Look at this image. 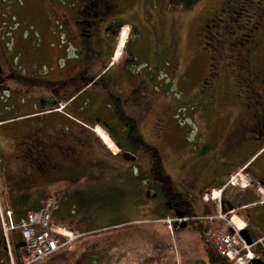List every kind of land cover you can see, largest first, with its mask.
<instances>
[{
	"label": "rangeland",
	"instance_id": "obj_1",
	"mask_svg": "<svg viewBox=\"0 0 264 264\" xmlns=\"http://www.w3.org/2000/svg\"><path fill=\"white\" fill-rule=\"evenodd\" d=\"M32 1L0 0V14L10 13L14 18L11 22H17L1 29L6 37L4 40L8 38L10 31L22 34L24 29L23 36L26 38L22 44L10 41L2 49L4 55L0 56V65L4 73L0 75V97L4 98L0 101V111L3 110L0 112V118L32 113L36 106L39 109V99L61 101L73 92L64 91L62 86L60 91L29 87L11 76L12 71L9 69L21 77L52 81V76L47 77L45 73L48 68L55 65V60L52 57L46 58V52L53 38L50 33L57 35V28L51 26L49 31L44 29L42 32L36 26L30 27L29 24L48 22L50 25L57 17H49L50 15L45 14L42 3H36L37 0ZM216 2L217 0H200L190 10H181L180 6L170 5L167 0H116L115 14L111 15L112 18H118L132 28L129 35L132 53L137 55L141 62L147 64L146 68H157L162 73L159 76V86L151 91V101L142 109L140 116L142 127L139 134L145 143L157 149L166 174L170 178L169 187L172 192L191 195L195 205L194 215L204 214L207 209H211L212 212L219 211L220 207H215L217 203L201 200V194L207 189L204 186L211 184L217 174L239 164L247 157L250 147L241 149L243 147L241 145L253 144L255 137L259 142L264 139V127L257 126L252 121L246 123L244 117L248 119L249 114L247 115V109L242 104L240 95L238 94L232 101L228 95L229 78L226 75L227 69L224 68L223 59L229 54L234 56L236 46L224 42L217 46L215 52L220 62L218 67L213 68L217 75L214 74L211 90L203 87L201 81L198 82L205 69L202 55L197 64L191 63V54L198 46L199 20L206 15V12L209 13L210 6ZM32 10L40 11L41 14L32 16ZM125 28L128 29L126 26ZM125 34L126 30L123 28L120 40L124 39ZM121 44L120 42L118 52ZM261 49L264 51V45ZM120 54H123V50ZM121 55H117L116 59ZM81 103L82 98H79L75 104L80 106ZM7 105L8 108L5 109ZM183 107L187 109L184 117L189 116L191 123L180 127L174 116L177 111H179L178 116H182ZM66 113L82 118L67 107L64 112H52L49 116L53 119H49L48 124L46 123L48 117L34 114L27 116L30 119L20 117L8 120L7 125L0 126V133L1 130L14 131L0 139V209L2 211L5 208L11 209L19 199L32 202L41 192L60 191L65 195V199L59 205L60 208L58 207L60 215L75 217L77 214L72 213H78L83 203L71 200L74 195L93 206L100 198L109 197L112 191H117L115 187H119L121 191L128 189L129 185L132 188L129 179L124 178L123 182L122 172H126L124 165L127 161L114 157L106 164L104 161L98 162L95 157L94 150L99 151V145L116 153L119 147L112 143L105 133L101 132V137H98L87 128L84 130L90 133L94 142L91 147L89 146L91 150L86 151L78 161L58 159L46 167L49 170L46 176L41 175L37 168L31 165V161L22 154L24 147L19 143L21 136L29 133L31 127H37L43 138L59 133L61 129L70 131V136L81 135L76 126L72 125V121L65 117ZM99 114L105 117L103 108L99 109ZM94 119L84 116L81 120L87 126L93 127L96 121ZM235 121L238 123L241 121L242 125L239 124L234 129ZM184 122L187 123L188 120ZM73 123L75 125V122ZM114 127L117 136L122 141L127 140L126 136L117 130V125ZM239 147V153L232 152L234 148L239 151ZM136 154L139 155V160L133 162L130 159L129 169L136 163L144 161V169L141 172L148 171L150 165L145 153L139 151ZM255 165L258 166L257 170L260 171L259 167H262L264 171V156L252 167ZM62 174H68L73 181L61 182ZM239 191L240 189L236 187H229L223 193L221 203L226 205V197L231 198L233 195L231 202L236 205L250 200ZM154 194L149 190L145 199L130 207L126 206L127 198H120L122 212L117 218L136 219L130 222L132 226L141 222L139 219H144V223L150 222L151 225L116 230L108 238L109 241L116 242L109 253H104L97 244L95 245V238H88L84 243H76L72 249L59 252L58 255H53L41 264H202L204 261L202 243L195 230L191 226H186L182 229L177 228L175 234H170L164 223L156 219L158 213L165 210L159 202H152L150 198ZM93 200L96 203L92 202ZM251 211L254 219L258 220L259 211ZM233 212L226 218L229 219L231 214H236L238 217H233V221L241 227V218H245L246 214H242L241 209ZM98 219L97 223L106 222L110 217ZM257 223L259 227H263V223L259 221ZM10 237H13L12 232ZM91 244L94 246L93 257L87 255L85 251L86 245L91 246Z\"/></svg>",
	"mask_w": 264,
	"mask_h": 264
},
{
	"label": "flooded vegetation",
	"instance_id": "obj_2",
	"mask_svg": "<svg viewBox=\"0 0 264 264\" xmlns=\"http://www.w3.org/2000/svg\"><path fill=\"white\" fill-rule=\"evenodd\" d=\"M37 2L42 3L46 15L57 17L60 33L63 35L59 43V48L63 51L62 58L57 64V69H49V74L52 77L58 76L56 81H60L59 84L64 91H74L73 98L63 105L64 110L68 105L77 115L92 118L91 111L97 104L95 101L97 97L100 108L104 109L105 117L109 116L119 122L120 115L127 114L125 110L149 104L151 91L157 83V71L153 68L147 69L146 63L141 62L137 55L135 58L132 57L128 46L125 47L124 56L115 59L117 39L124 25L120 19L111 17L115 14L116 0H37ZM33 12L41 14L40 11ZM199 22L198 46L191 54V63L197 64L202 55L205 64L203 76L200 78L202 86L209 90L213 88L212 79L215 74L213 68L218 67L220 62L215 52L217 46L222 42L236 46L235 55L229 54L223 59L224 68L227 69L225 73L229 78L228 95L231 101L235 100L238 94L241 96L247 115L249 114L248 119L244 117L246 123L252 121L255 125L264 127V51L261 49L264 45V0H217L210 6L209 13L206 12ZM2 73L4 71L0 69V75ZM95 85L101 90L98 94L95 93ZM61 86H55L52 90L60 91ZM79 98L85 99L80 106L75 104ZM53 102L56 103L55 100L49 99L39 101L47 106H51ZM102 119H104L102 122L108 123L106 118ZM239 124L242 125V122L235 121L234 129ZM75 126L81 135L70 136V131L61 129L59 133L49 135L48 138H43L37 127H31L30 132L22 135L19 141L24 147L22 154L44 176L49 172L46 167L58 159L78 161L86 151L91 150L89 146L91 147L94 141L90 133H86L79 124L76 123ZM1 131L0 139L7 133L14 132ZM255 138L254 143L258 148L255 153L258 157L249 164L248 171L259 178L264 189L262 167H259L260 171L257 170V165L252 167L264 156V139L259 142L257 137ZM249 145L253 147L254 144ZM249 145H241L243 146L241 149ZM94 151L98 162L104 161L107 164L114 157L122 158V161H127V164H123L125 169L129 168L130 159L133 162L139 159L136 152L119 150L117 154H113L102 145H99V151ZM60 181L73 180L68 174H62ZM152 198H155V194ZM257 198L261 199L259 195L255 196V199ZM262 209L264 211V204ZM262 216L264 212L260 213L259 218ZM14 249L15 246L12 245L13 252ZM0 264H8L1 232Z\"/></svg>",
	"mask_w": 264,
	"mask_h": 264
},
{
	"label": "trees",
	"instance_id": "obj_3",
	"mask_svg": "<svg viewBox=\"0 0 264 264\" xmlns=\"http://www.w3.org/2000/svg\"><path fill=\"white\" fill-rule=\"evenodd\" d=\"M196 1L197 0H169V3L173 5L184 4L185 8H190ZM3 53L4 52L0 47L1 57H3ZM12 76L16 81L27 85L52 87L55 84L45 80H29L25 77H21L15 71H12ZM2 120L4 119H0V121ZM120 121L124 125L122 135H125L127 140L120 141L116 134V130L113 127L112 129L109 127V133L112 135L116 145L121 150H128L129 148L132 149V151L139 149L142 150L146 154L147 161L150 165L149 172L144 173L139 170L136 174H134L131 169L129 171L128 179L131 181L132 188L131 185H129L128 189H123L121 191L119 187H115L114 189L118 192L112 191L109 197H102L97 201V203L93 200L92 202L96 203L93 206L84 203L78 196L74 195L73 198L75 201L83 203V206H81L75 217L69 215L68 218L60 215L61 212L59 211V205H61L60 200L62 199V193L59 191L46 193L32 205H27L23 200L22 202H19L18 206L15 205L11 207L15 213V222H17L19 218L24 216L28 211H35L39 209L47 199L53 198V221L62 225H66L72 230L80 233L81 236L77 239V244L84 243V241L88 238H95V245L97 244L98 247L104 251V253H109L115 247L116 242L114 240L109 241L108 238L114 234L116 230L131 229L134 228V226L144 225H147L145 227H150L151 225L150 222L144 223V219H139L141 222L135 223L134 226H132V223L130 222H133L136 219L126 217L117 218V216L122 212L120 208L122 205L119 203L121 197L127 198L126 206L130 207L132 204L141 201L143 197L146 196L145 194L148 190H152L155 193L159 203L163 205L165 210L160 212L156 219H162L167 216L176 215L191 217L195 210L192 198L186 193H179L176 191L175 193L172 192L169 187L171 181L164 171L159 153L157 149L142 140L139 134L140 129L137 120L130 115L123 114L120 115ZM105 216L110 217V219H108L106 222L97 223V221L100 220L98 219L99 217ZM187 224L188 226H191L193 230H195L200 242L202 243V251L204 255V261L202 264H232L230 260L219 253L215 243L208 239L207 232L211 227L208 221L189 220L187 221ZM176 231L177 230H175V232ZM19 240H21V236L18 234L16 236V243ZM85 248H87V250H85L87 255L92 257L95 255L93 244H91V246L86 245ZM185 258L186 257L184 256V262H186Z\"/></svg>",
	"mask_w": 264,
	"mask_h": 264
},
{
	"label": "built area",
	"instance_id": "obj_4",
	"mask_svg": "<svg viewBox=\"0 0 264 264\" xmlns=\"http://www.w3.org/2000/svg\"><path fill=\"white\" fill-rule=\"evenodd\" d=\"M231 183L240 186L248 185L247 179L239 173L231 177ZM7 216L10 217V212H7ZM49 219V212L44 209L29 213L26 219L21 220L19 228L22 231L25 246L22 248V259L17 264H34L58 249L69 247L70 243L77 237L68 229L50 225ZM1 220L6 231L7 227L2 215ZM10 227H13L11 223ZM218 239L221 242V253L228 255L230 258L237 256V246L240 244L241 239L236 232L232 235L218 234ZM241 242L243 241L241 240ZM243 246L248 248L245 244ZM237 262V264H244L245 260L239 257ZM11 264L16 263L11 261Z\"/></svg>",
	"mask_w": 264,
	"mask_h": 264
},
{
	"label": "crops",
	"instance_id": "obj_5",
	"mask_svg": "<svg viewBox=\"0 0 264 264\" xmlns=\"http://www.w3.org/2000/svg\"><path fill=\"white\" fill-rule=\"evenodd\" d=\"M34 13H37V12H33L32 15ZM39 25L41 27L40 29H41L42 32H43L44 29H46L47 31H49V29H48V27H47L46 24L42 23V24H38V26ZM14 37H15L16 42H18L19 44H22V41L24 39L22 38V36H21L20 33H15V36ZM135 112H137V110L136 109H132V114L133 115H134ZM239 166H241V163L237 164V167H239ZM234 168H235L234 166H230L227 169H225V171L217 174L216 177L214 178V180L212 181V183L211 184H208L207 186H205V188H209V187H213V186L219 185L222 181L225 180V178L227 177V175L229 173H231V171L234 170ZM239 192H242L243 193V196H245L247 199H250V200L241 202V203H239L237 205L235 204V207L236 208L237 207L238 208H242V210H241V212H243L242 214H244V213L246 214V217L243 218V219L247 222L248 228H250V231L254 232L259 227V225H258L257 222L260 219L255 220L254 218H251V216H250L251 214H249L247 212V208L246 207L249 206V205H251L252 203H254L257 199L255 200V198H252V192H254V191L240 190ZM226 198H227V201H226L227 203L226 204L228 205V203L231 202V200L234 198V195L231 198H229V197H226ZM261 234H264V233L263 232H259V233L255 232L254 235H261Z\"/></svg>",
	"mask_w": 264,
	"mask_h": 264
},
{
	"label": "water",
	"instance_id": "obj_6",
	"mask_svg": "<svg viewBox=\"0 0 264 264\" xmlns=\"http://www.w3.org/2000/svg\"><path fill=\"white\" fill-rule=\"evenodd\" d=\"M185 226V223H182L181 224V227H184ZM241 235L246 239V241L248 243H250V239L248 238V233H247V230H242L241 232ZM20 245H23V243H20ZM249 264H264L263 262H261L260 260H257V259H252Z\"/></svg>",
	"mask_w": 264,
	"mask_h": 264
},
{
	"label": "bare ground",
	"instance_id": "obj_7",
	"mask_svg": "<svg viewBox=\"0 0 264 264\" xmlns=\"http://www.w3.org/2000/svg\"><path fill=\"white\" fill-rule=\"evenodd\" d=\"M122 41H123V39L122 40H120V42L122 43ZM106 136V135H105ZM107 137V136H106Z\"/></svg>",
	"mask_w": 264,
	"mask_h": 264
}]
</instances>
